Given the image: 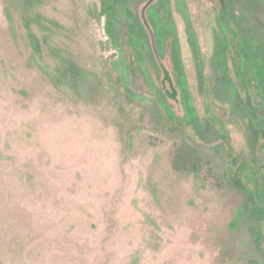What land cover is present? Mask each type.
<instances>
[{
	"label": "rangeland",
	"instance_id": "374dc122",
	"mask_svg": "<svg viewBox=\"0 0 264 264\" xmlns=\"http://www.w3.org/2000/svg\"><path fill=\"white\" fill-rule=\"evenodd\" d=\"M145 1L0 0V264H264V0Z\"/></svg>",
	"mask_w": 264,
	"mask_h": 264
},
{
	"label": "flooded vegetation",
	"instance_id": "af4514ba",
	"mask_svg": "<svg viewBox=\"0 0 264 264\" xmlns=\"http://www.w3.org/2000/svg\"><path fill=\"white\" fill-rule=\"evenodd\" d=\"M225 1L226 0H219L220 4H222L223 7L225 6ZM148 7H147V9H148ZM222 14H226V12L221 13V16H222ZM222 20H224V19H221L220 21H222ZM235 24L238 26L239 31L242 32L241 26L239 24H237V23H235ZM236 29L237 28L235 27V25L233 27L229 28V30H231V32L233 34L237 35L236 34L237 33ZM244 48H245V46H244ZM157 63L159 64V67H160L161 73H162L161 86L164 89V92L166 93V95H170L172 98H174L178 94L177 88L175 87V84H177V83H176V81H174L172 79V75L170 74L168 69L166 67H164V64L161 62L160 58H159V61H157ZM263 116H264V114H262V117L259 116V118L255 122V127L257 128V132L259 133V139L260 138L261 139L264 138V125L262 124V122H264V117ZM260 123H261V125H260ZM238 159L239 158H236V162H238ZM245 168L247 169V171L244 172V170H246ZM235 171H236L237 177L238 176L240 177L241 171L243 173L242 175L245 176L246 182H242L241 181L242 182L241 185L243 186V188H242L243 194L246 197V199L248 200L247 195H249L250 191H247V187H248L247 180L248 181L249 180L254 181V183L252 185H253V190L255 191L256 188H257V190H258V188L261 189V186L264 183V175L260 176V175H258V173L256 174L255 170L252 168V166H250V163H248V162L246 163L245 161L244 162H238L236 164ZM245 187H246V190H244ZM248 201H250V200H248ZM255 207L257 208V206H255Z\"/></svg>",
	"mask_w": 264,
	"mask_h": 264
},
{
	"label": "trees",
	"instance_id": "16d2710c",
	"mask_svg": "<svg viewBox=\"0 0 264 264\" xmlns=\"http://www.w3.org/2000/svg\"><path fill=\"white\" fill-rule=\"evenodd\" d=\"M235 0H226V2L228 3L229 9L232 6V4L234 3ZM226 14H222L221 19H224ZM230 19L234 21V23H237L240 25V22L243 20V17L241 15L236 16L232 13H230ZM244 42V46L246 48V50L250 53V56L253 58V60H255V62L258 64V68H259V79L261 82V88L263 89V96H264V61H262L260 59V57L258 56V48L257 46H255L252 42V39L250 38V36H246L245 39H243ZM186 117V116H185ZM236 183L239 185L241 184L239 181H237V179L235 180ZM240 187V186H239ZM240 189L242 190V188L240 187ZM246 190V187L245 189ZM250 189H248L247 187V191H249ZM261 189L257 188L255 189V191H250V194L247 195L248 200H252L251 203L254 202V199H259L261 197ZM252 197V198H251ZM257 209H260V207L257 206Z\"/></svg>",
	"mask_w": 264,
	"mask_h": 264
},
{
	"label": "water",
	"instance_id": "95a60500",
	"mask_svg": "<svg viewBox=\"0 0 264 264\" xmlns=\"http://www.w3.org/2000/svg\"><path fill=\"white\" fill-rule=\"evenodd\" d=\"M154 0H146L145 3L143 4L142 8H141V13H140V16H141V20L144 24V26L146 27L147 29V32L150 36V39H151V42H152V46H153V49L155 47V44H154V34H153V31L152 29L150 28L149 24H148V21H147V18L145 16V11L147 9V7L153 2Z\"/></svg>",
	"mask_w": 264,
	"mask_h": 264
}]
</instances>
